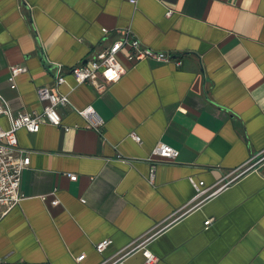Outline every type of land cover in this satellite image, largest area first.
Listing matches in <instances>:
<instances>
[{
  "label": "crops",
  "instance_id": "obj_1",
  "mask_svg": "<svg viewBox=\"0 0 264 264\" xmlns=\"http://www.w3.org/2000/svg\"><path fill=\"white\" fill-rule=\"evenodd\" d=\"M134 1L0 0V95L15 115L43 109L42 86L70 98L63 126L18 132L31 164L0 218V264H144V248L156 264H264V0ZM126 29L181 64L121 54L105 91L79 83L71 68ZM12 66L26 68L15 89ZM159 142L180 155L151 182Z\"/></svg>",
  "mask_w": 264,
  "mask_h": 264
},
{
  "label": "built area",
  "instance_id": "obj_2",
  "mask_svg": "<svg viewBox=\"0 0 264 264\" xmlns=\"http://www.w3.org/2000/svg\"><path fill=\"white\" fill-rule=\"evenodd\" d=\"M132 2L136 3L134 0ZM168 14H171V12H168ZM104 32H107V30L104 29ZM121 54H124L128 61L134 64L150 59L166 63L173 61L178 65L181 64L172 54L145 45L131 29H126L122 31L119 38L104 46L86 63L71 68V73L79 83H91L99 92H103L110 85L118 82L126 71L121 60ZM25 71L26 68L23 66H12L10 68L8 80L11 88L15 89L17 87L16 79ZM66 81L65 75L60 73L56 85H63ZM37 92L39 100L44 103L43 109L39 112H20L17 115L13 113L6 99L0 95V116L7 117L10 123L9 128L0 126V218L25 198L21 188L22 177L24 171L31 164V157L30 151L19 146L18 132L22 129L33 133L39 132L43 123H49L57 127L63 126V117L59 109L70 103L69 96L59 93L56 88L42 86L38 88ZM77 111L88 120L89 127L97 131L101 130L104 121L92 106ZM65 130L70 131L71 128L65 127ZM131 136L137 142H141V138L136 133L133 132ZM179 155V150L164 142H159L148 158L151 164L149 180L154 182L159 164L173 162ZM120 159L123 158L120 157ZM68 176L72 181L78 179L76 174L68 173ZM233 176L234 173H230L225 179L231 181L236 178ZM192 182L199 196L215 192L213 187L204 188L203 182H196L195 180H192ZM53 204H58V201H53ZM210 222L211 220L205 224L208 226ZM108 244V241L99 243L97 250L102 252ZM143 250L144 264H156L158 257L146 248ZM84 258L85 255L83 254L77 260L81 261Z\"/></svg>",
  "mask_w": 264,
  "mask_h": 264
}]
</instances>
